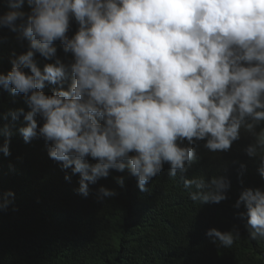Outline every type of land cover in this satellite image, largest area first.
<instances>
[{"label": "clouds", "instance_id": "9594fccd", "mask_svg": "<svg viewBox=\"0 0 264 264\" xmlns=\"http://www.w3.org/2000/svg\"><path fill=\"white\" fill-rule=\"evenodd\" d=\"M24 0L10 7L22 8ZM31 14L10 11L0 26L29 41V51L0 74V87L23 94L30 108L19 129L25 143L38 136L50 144L49 158L80 175L79 194L107 178L110 170L137 178L141 191L170 165L179 173L193 202L219 204L227 199L223 177L185 178L196 160L193 146L178 142L207 140L210 152H226L240 138L241 127L256 137L247 148L264 150V0H28ZM79 30L68 38L69 18ZM20 21L18 24L17 22ZM71 52L72 83L63 84L68 67L59 59L41 71L38 53L56 56L54 42ZM247 65V66H245ZM30 70L26 72L25 70ZM47 84L60 85L51 96ZM37 117L45 122L38 128ZM7 118V117H5ZM251 121L250 123L247 121ZM10 136L11 133L9 132ZM10 156L9 141L0 148ZM135 153V155H130ZM98 161L94 165L86 160ZM244 167V166H242ZM264 177V166L259 169ZM66 180L70 177L66 176ZM123 187V179L118 180ZM5 194L2 207L11 201ZM115 191L100 189L101 199ZM246 211L253 240L264 238V191L248 189L235 207ZM207 235L231 248L238 232L211 229Z\"/></svg>", "mask_w": 264, "mask_h": 264}, {"label": "trees", "instance_id": "16d2710c", "mask_svg": "<svg viewBox=\"0 0 264 264\" xmlns=\"http://www.w3.org/2000/svg\"><path fill=\"white\" fill-rule=\"evenodd\" d=\"M13 2L0 0V18L20 11L26 22L32 11L28 0L19 9L10 7ZM78 30V22L70 15L68 38ZM53 46L55 57L46 60L37 53L35 61L41 71L57 59L66 65L69 71L63 89L68 90L74 56L64 52L60 41ZM27 51V39L0 26V74L10 72L11 62ZM59 88L46 83L43 91L51 96ZM19 109L25 114L30 111L24 95L0 87V148L8 140L11 153L6 157L0 151V264H264V238L251 239L247 217L241 216L246 209L235 207L242 192L264 191L259 172L264 150L257 148L256 157L248 156L246 150L256 137L244 126L226 152H210L205 148L207 140L193 145L178 142L181 147L193 146L197 157L185 178L223 177L229 183L227 199L219 204L193 202L190 194L195 188L186 189L179 173L170 177L168 164L146 185L147 191L139 189L137 178L127 170L113 169L107 178L89 185L85 198L79 194L80 175L62 170L61 163L49 158V143L39 136L25 143L19 132L26 126L24 116L13 121L9 115ZM36 119L38 128L42 127L45 121ZM261 131L264 122L255 128L257 135ZM86 160L92 165L98 162L91 157ZM101 188L116 195L101 199ZM7 193L13 195L4 209ZM213 228L238 232L239 238L231 248L218 247L207 235Z\"/></svg>", "mask_w": 264, "mask_h": 264}]
</instances>
